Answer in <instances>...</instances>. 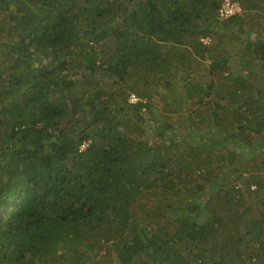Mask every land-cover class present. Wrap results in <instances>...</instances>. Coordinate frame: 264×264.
Instances as JSON below:
<instances>
[{
    "label": "trees",
    "instance_id": "1",
    "mask_svg": "<svg viewBox=\"0 0 264 264\" xmlns=\"http://www.w3.org/2000/svg\"><path fill=\"white\" fill-rule=\"evenodd\" d=\"M220 1L0 0V264H264V26Z\"/></svg>",
    "mask_w": 264,
    "mask_h": 264
},
{
    "label": "rangeland",
    "instance_id": "2",
    "mask_svg": "<svg viewBox=\"0 0 264 264\" xmlns=\"http://www.w3.org/2000/svg\"><path fill=\"white\" fill-rule=\"evenodd\" d=\"M238 3L241 5L242 9L244 10L243 13L246 16L245 22L242 24L244 28L243 34L238 31L239 32L238 34L243 35V39H244L245 37H248L249 34L251 35V33H253L252 30L257 29L258 32H260L261 28L264 26V2H260L259 6L255 8H251V9H246L252 6L246 3V0H239ZM248 16H254V18L249 20ZM228 29H232V28H225L222 30H218L219 31L218 33L221 34L224 38L222 39L223 41L221 42V44L215 48L217 52H220L226 56H230V54L226 48V44L224 43V41L228 43L232 42L233 44H237L238 42L234 40H239V37L237 35L232 36V37L227 36V34L229 33ZM201 39L205 40L206 42H208L207 44H209L211 42L213 43V40L215 42L218 39V36H215L213 38H211V36L201 37L200 40ZM180 52L182 55H177L176 51L173 54L174 59L177 64L171 65L170 74L164 73V75L160 77L161 82H163L165 79H168L171 81V83L167 86H164V85L160 87H158V85L153 86L154 94L152 96V101L157 104L160 98L161 97L164 98L165 96L166 102L171 105L173 100L175 99L178 100L179 97L186 96L188 94L186 90L189 91L192 86H194L197 89H202L204 84H206L211 78V76L207 74V70H206V67H208L207 64L206 65L204 63L198 64L197 62H195L193 60L194 55H191L190 51L180 50ZM234 59L235 57L233 56V60L231 61L230 65H233L235 63ZM204 62H206V59ZM235 69H238V68L236 67ZM133 78L129 77L130 80H132ZM109 83L110 81L106 82V80L103 79V77L101 76V84L103 87L107 88L109 86ZM132 95H134V93L129 94L128 100ZM164 103H165V100H164ZM176 103H178V101ZM156 110L157 111L161 110L159 104ZM147 115H148V112H145L144 116H146V118L148 117ZM172 115L177 117L175 113H173ZM144 127H146L147 131L150 132L149 135H152L153 133L156 132V127L147 121ZM189 135L192 136V134H189ZM184 137H187V136H184ZM260 195H262V193ZM101 253H103V251ZM106 264H113V263L110 261H107Z\"/></svg>",
    "mask_w": 264,
    "mask_h": 264
},
{
    "label": "built area",
    "instance_id": "3",
    "mask_svg": "<svg viewBox=\"0 0 264 264\" xmlns=\"http://www.w3.org/2000/svg\"><path fill=\"white\" fill-rule=\"evenodd\" d=\"M242 12L243 9L236 0H221L216 9V13L219 18H228L233 15L241 14ZM130 100L136 101L137 98L132 95Z\"/></svg>",
    "mask_w": 264,
    "mask_h": 264
},
{
    "label": "clouds",
    "instance_id": "4",
    "mask_svg": "<svg viewBox=\"0 0 264 264\" xmlns=\"http://www.w3.org/2000/svg\"><path fill=\"white\" fill-rule=\"evenodd\" d=\"M237 2H238V1H237ZM201 40H202L203 43H208V42L204 41L203 39H201ZM133 96H134V95H133ZM129 100H130V98H129Z\"/></svg>",
    "mask_w": 264,
    "mask_h": 264
}]
</instances>
